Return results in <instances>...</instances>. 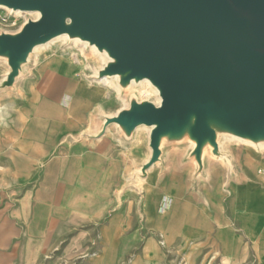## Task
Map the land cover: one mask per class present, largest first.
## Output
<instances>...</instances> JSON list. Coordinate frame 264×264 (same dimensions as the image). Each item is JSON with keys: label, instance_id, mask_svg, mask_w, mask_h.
Listing matches in <instances>:
<instances>
[{"label": "water", "instance_id": "95a60500", "mask_svg": "<svg viewBox=\"0 0 264 264\" xmlns=\"http://www.w3.org/2000/svg\"><path fill=\"white\" fill-rule=\"evenodd\" d=\"M0 9L26 15L19 30H0V96L18 95L36 52L57 40L95 55L90 80H107L125 107L98 111L76 141L96 145L112 130L132 147L147 133L149 157L130 159L123 192L141 193L138 182L176 156L200 195L214 165L244 174L233 146L264 153V0H0Z\"/></svg>", "mask_w": 264, "mask_h": 264}, {"label": "rangeland", "instance_id": "374dc122", "mask_svg": "<svg viewBox=\"0 0 264 264\" xmlns=\"http://www.w3.org/2000/svg\"><path fill=\"white\" fill-rule=\"evenodd\" d=\"M4 16L9 17V24L0 30L17 31L26 22V15L0 9V17ZM97 62L94 54L77 44L66 47L64 39L57 40L36 52L18 95L0 96V264H78V257L86 256L83 244L93 236V214L112 205L108 219L128 208L139 225L148 182L153 187L165 175L154 171L150 179L138 182L141 193L131 189L123 192L126 175L132 170L130 159L145 162L149 157L145 131L132 147L124 146L112 130L96 145L85 139L76 141L91 134L98 111L113 116L125 107L109 82L90 80ZM65 68L71 72L64 74ZM7 72L0 64V82ZM71 96L77 98L70 101ZM55 120L65 121L50 122ZM25 134L32 138V149L27 152L33 161V174L27 186L22 181L12 188L3 180L6 168H10L5 165L9 160L24 159L21 140ZM232 151L235 159L247 151L264 157L247 146H233ZM56 160L60 161L58 175L50 181L47 167ZM176 161L174 156L169 164ZM213 167L216 172L223 166ZM231 171L237 173L233 168ZM259 201L251 199L239 205L264 206ZM39 207L45 213L36 211ZM248 264H264V246L257 248Z\"/></svg>", "mask_w": 264, "mask_h": 264}, {"label": "crops", "instance_id": "0c3cea01", "mask_svg": "<svg viewBox=\"0 0 264 264\" xmlns=\"http://www.w3.org/2000/svg\"><path fill=\"white\" fill-rule=\"evenodd\" d=\"M69 72L65 68L63 73ZM21 141L24 159L9 160L3 174L12 188L22 181L27 186L33 174L27 152L32 138L25 134ZM236 160L244 174L231 171L228 176L224 167L216 172L213 167L211 181L199 187L200 195L190 187L192 168H180L177 161L169 164L163 179L153 187L148 182L144 190L139 225L128 208L108 219L112 205L100 208L91 217L93 236L83 244L86 256L78 257V264H248L264 246V206L239 204L251 199L264 204V157L247 151ZM59 164L56 160L47 167L50 181L57 177ZM39 224L43 230L44 223Z\"/></svg>", "mask_w": 264, "mask_h": 264}, {"label": "built area", "instance_id": "2783aa9c", "mask_svg": "<svg viewBox=\"0 0 264 264\" xmlns=\"http://www.w3.org/2000/svg\"><path fill=\"white\" fill-rule=\"evenodd\" d=\"M7 24H9V17H6V16L0 17V26L2 27Z\"/></svg>", "mask_w": 264, "mask_h": 264}, {"label": "bare ground", "instance_id": "6f19581e", "mask_svg": "<svg viewBox=\"0 0 264 264\" xmlns=\"http://www.w3.org/2000/svg\"><path fill=\"white\" fill-rule=\"evenodd\" d=\"M34 16V15H33ZM105 80V79H104ZM100 82V81H99ZM106 83L108 82L107 80L105 81ZM108 84V83H107ZM110 84V83H109ZM155 175V172L153 171L152 173H150V175L148 176V179H150L152 176H154ZM147 179V180H148Z\"/></svg>", "mask_w": 264, "mask_h": 264}]
</instances>
